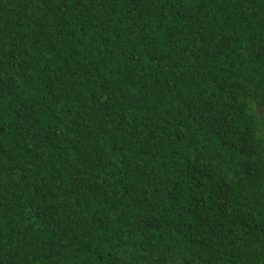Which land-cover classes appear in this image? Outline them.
Returning <instances> with one entry per match:
<instances>
[{
    "label": "trees",
    "instance_id": "1",
    "mask_svg": "<svg viewBox=\"0 0 264 264\" xmlns=\"http://www.w3.org/2000/svg\"><path fill=\"white\" fill-rule=\"evenodd\" d=\"M0 264H264V0H0Z\"/></svg>",
    "mask_w": 264,
    "mask_h": 264
}]
</instances>
